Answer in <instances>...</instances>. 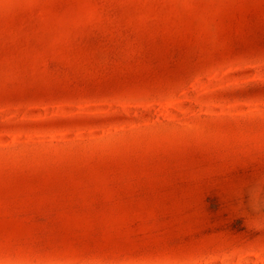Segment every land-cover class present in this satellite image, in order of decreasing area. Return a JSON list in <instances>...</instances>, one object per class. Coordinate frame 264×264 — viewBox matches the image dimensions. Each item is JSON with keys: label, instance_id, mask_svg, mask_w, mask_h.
I'll return each mask as SVG.
<instances>
[{"label": "rangeland", "instance_id": "obj_1", "mask_svg": "<svg viewBox=\"0 0 264 264\" xmlns=\"http://www.w3.org/2000/svg\"><path fill=\"white\" fill-rule=\"evenodd\" d=\"M0 264H264V0H0Z\"/></svg>", "mask_w": 264, "mask_h": 264}]
</instances>
